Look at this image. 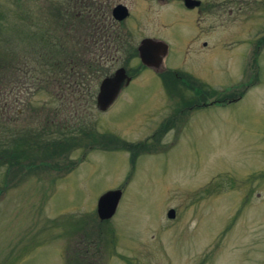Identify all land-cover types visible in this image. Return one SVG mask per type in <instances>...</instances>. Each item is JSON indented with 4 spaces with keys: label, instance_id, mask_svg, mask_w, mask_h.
I'll list each match as a JSON object with an SVG mask.
<instances>
[{
    "label": "rangeland",
    "instance_id": "obj_1",
    "mask_svg": "<svg viewBox=\"0 0 264 264\" xmlns=\"http://www.w3.org/2000/svg\"><path fill=\"white\" fill-rule=\"evenodd\" d=\"M45 1L0 0V38L20 45ZM111 8L99 23L108 32L99 41L109 43L101 52L95 53L98 42L90 47V57L101 56L100 68L81 96L66 97L53 84L36 93L19 72L2 71L0 145L14 149V139L56 109L97 139L148 141L154 150L139 155L132 168L125 152L83 147L49 160L29 149V171L1 166L0 264H69L83 253L94 264H264V41L255 55L264 38V0H215L202 9L199 32L196 14L179 0H132L121 23L110 22ZM145 34L167 48L160 69L140 70L98 110V83L117 68H138L131 51ZM161 69L216 93L248 87L236 102L179 114L156 143L152 134L178 103L168 97ZM180 93L185 108L191 106L190 92L181 87ZM39 162L50 166L37 168ZM117 189L114 215L99 221L98 197ZM169 209L172 220L165 216Z\"/></svg>",
    "mask_w": 264,
    "mask_h": 264
},
{
    "label": "trees",
    "instance_id": "obj_2",
    "mask_svg": "<svg viewBox=\"0 0 264 264\" xmlns=\"http://www.w3.org/2000/svg\"><path fill=\"white\" fill-rule=\"evenodd\" d=\"M48 1V3H47ZM47 4L43 7L45 10L41 16L31 19L33 22L30 25L27 33L19 39L20 45L12 41L11 38H0V80L4 79L3 72L10 70L12 72H19L21 77L28 83L30 87L36 90V93L41 87H48V85H57V89L62 91L66 97H79L84 89V85L88 88L86 81L91 76H96L95 73L99 71L101 56L99 60L90 57L94 45L99 39H92L98 32L96 27H91V24L85 23L81 20L82 13L78 9L69 6L67 0H46ZM78 12V13H77ZM2 19V15H0ZM0 30L2 28L0 27ZM1 32V31H0ZM264 38L256 43L255 55H257L258 47ZM132 55L136 56V51L132 50ZM256 57V56H255ZM255 61V60H254ZM144 67L138 64L135 70H126L128 77H133ZM133 73V74H132ZM175 74L172 77V74ZM185 75L177 73V71H168L165 74H159V79L162 84H166V93L168 97L171 95L177 96L178 103L175 106L174 114L170 119L159 125V128L152 134L150 140L158 143L159 139L165 134L171 125V121L176 116L182 114L184 111L191 108H200L207 99L215 98L218 101L221 98H235L243 96L244 91L248 87L243 85L241 92L236 93L235 90H230V93H216L210 90L205 85L198 84L194 81L193 85L186 80ZM256 76L253 77L255 80ZM183 80V82L181 81ZM178 87H177V84ZM52 86V85H51ZM181 87L187 89L192 98L188 102L191 106L186 107L184 99L180 95ZM86 91V90H85ZM89 92V89L87 93ZM62 96H58L56 101L60 100ZM68 100H70L68 98ZM72 100L69 101L71 103ZM43 120L38 124V128L27 131L28 137L16 138L14 149H5L0 145V167L6 166L9 169L17 167L29 171L32 167L27 164L28 152L32 150V154L38 155L41 159H51L53 157H60L69 152V148L83 147L84 150H101V151H122L128 154V162L132 168L135 159L147 154L150 150H154L153 144H147L148 141L139 143H129L119 140L113 136L101 135L97 139L89 132H83L80 128H73L70 122L65 117L60 118L62 113L56 109L47 110L44 114ZM70 118V117H69ZM155 140V141H154ZM23 146V147H22ZM20 147V148H18ZM25 149H27L25 151ZM30 149V150H29ZM26 163V164H25ZM48 165V164H47ZM44 162H39L37 168H47ZM73 169L72 165L69 170ZM81 254V253H80ZM81 257L69 264H94L86 259L87 255L84 253ZM86 256V257H85Z\"/></svg>",
    "mask_w": 264,
    "mask_h": 264
},
{
    "label": "water",
    "instance_id": "obj_3",
    "mask_svg": "<svg viewBox=\"0 0 264 264\" xmlns=\"http://www.w3.org/2000/svg\"><path fill=\"white\" fill-rule=\"evenodd\" d=\"M184 2L187 7L197 5V2L191 0H184ZM112 12H114L112 18L116 21H122L126 17V12L122 7L114 8ZM165 50L163 43L150 39L141 40L136 49L141 65L155 68V70H157V64H160V58L165 54ZM129 82L130 78L121 67L113 71L111 75L102 78L98 83L95 95V107L100 111L106 110L113 103L119 91L127 86ZM120 196V190H111L98 197L95 214L99 221H107L114 215ZM165 216L167 219L172 220L174 211L172 209L167 210Z\"/></svg>",
    "mask_w": 264,
    "mask_h": 264
},
{
    "label": "flooded vegetation",
    "instance_id": "obj_4",
    "mask_svg": "<svg viewBox=\"0 0 264 264\" xmlns=\"http://www.w3.org/2000/svg\"><path fill=\"white\" fill-rule=\"evenodd\" d=\"M67 1L69 3V6L71 7V10H73V8H75V9L79 10L78 12H81L83 14L82 17H81V20L83 22L89 23V24H91L92 28L96 27L98 29V32L95 34V37H92V39H99V40H101L103 37L107 38L106 33H108L107 31H104V27L103 26L100 27V25H99V23H103L106 20V18L108 17V16L106 17V13H105L104 9H109L110 6L112 7L110 12H109L110 14H108V12H107V14L109 15L110 22L112 23V22H115V21H113L114 19L112 18V15H114V12H112L113 9L117 8V7L124 8V10L126 12V17L122 21L116 22V23H121L125 19L126 20L128 19L129 13L131 11V3H132V0H67ZM159 1L160 2L161 1L164 2V0H159ZM191 1L197 2V5L191 6V7H187L185 2H184V0H179L180 6L183 9H185L186 11H189V12L193 11L196 14L194 16V21H195L196 26L198 27V32H199V30H200V20L202 19V15H204L203 12H202V9L206 10L207 8L212 7V5L215 3V0L211 1L208 4L206 3L207 6H204L200 0H191ZM127 2H128L129 5H127ZM211 3H212V5H211ZM99 18H101V20H99ZM153 35L152 34L151 35L150 34H145V36L141 37L140 39L141 40L142 39L156 40V38ZM108 43L109 42H106V41L101 43V41H100L98 43V46H99L100 50L99 51H95V53L96 52H101L103 50V46H104L103 44L106 45ZM204 45H205V43L203 42L202 46H204ZM136 48L134 49L135 51H136ZM156 69L157 70L160 69V64L159 63L157 64ZM167 70L168 69H165V70L161 69V70H159L160 71L159 74L165 73V72H167ZM170 71L172 72L173 70H170ZM173 75L175 76V74H173ZM181 81L183 82V80H181ZM239 99H240L239 96H236L235 98L224 97V98H221L219 101L217 99L213 98L210 102L205 103L202 106H205V105L209 106L210 104L214 105V106H225V105H227L229 103L236 102Z\"/></svg>",
    "mask_w": 264,
    "mask_h": 264
}]
</instances>
